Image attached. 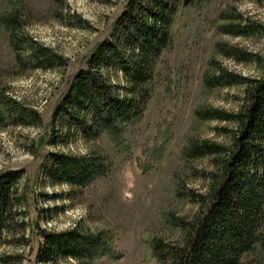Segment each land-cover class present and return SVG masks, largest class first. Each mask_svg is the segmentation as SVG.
I'll return each mask as SVG.
<instances>
[{
	"label": "rangeland",
	"instance_id": "obj_1",
	"mask_svg": "<svg viewBox=\"0 0 264 264\" xmlns=\"http://www.w3.org/2000/svg\"><path fill=\"white\" fill-rule=\"evenodd\" d=\"M129 1L0 0V108L12 109L13 100L16 107L33 109L40 117L31 125L0 120V174L22 172L11 191L12 214L1 231L0 264H41L36 258L43 240L40 230L74 228L103 232L119 254L102 255L88 264H169L153 252V240L182 244L186 232L179 223L194 220L202 211L191 195H208L218 165L214 156L190 158L183 152L192 139L229 146L231 133L224 131L234 123L201 119L196 113L236 111L245 90L244 84L208 87L204 78L220 67L246 77L263 76L264 30L240 36L222 27L264 26V0H199L187 6L179 1L168 27L169 42L153 61L144 86L142 118L117 139L105 132L94 139L65 138V118L55 116L54 110L75 75L89 68L98 45L113 37ZM9 15L17 19L12 31L22 51L42 47L62 60L52 68L21 64L11 45L12 31L4 25ZM222 44L254 57L243 61L226 56ZM99 71L107 82L126 85L120 72ZM52 153L98 157L102 168L85 186L53 180L48 173ZM72 262L58 259L54 264ZM240 262L264 264V250L257 247Z\"/></svg>",
	"mask_w": 264,
	"mask_h": 264
},
{
	"label": "trees",
	"instance_id": "obj_2",
	"mask_svg": "<svg viewBox=\"0 0 264 264\" xmlns=\"http://www.w3.org/2000/svg\"><path fill=\"white\" fill-rule=\"evenodd\" d=\"M183 6L199 0H130L117 19L113 37L102 41L89 60V68L74 77L54 115L62 114L67 132L84 139H94L103 132L117 139L129 125L142 118L146 104L144 86L151 77L153 61L169 42L168 27L175 5ZM241 15H238L240 18ZM4 25L14 30L17 19L9 15ZM264 30L262 24H229L222 31L230 35L247 36ZM15 36L17 38H15ZM12 31L11 45L16 59L31 68L55 66L62 57L46 48H34L26 53ZM226 56L248 61L254 55L237 46L222 44ZM23 52V53H22ZM255 59V58H254ZM260 61V57H257ZM120 72L126 85H114L102 78L100 68ZM208 87L244 84L240 108L236 111L207 109L197 111L201 119L234 123L229 146L210 140L192 139L183 152L185 157L214 156L219 175L213 180L208 195L192 198L201 204L197 217L179 226L186 236L182 244L171 245L153 240L156 256L169 264H241L243 254L259 247L264 250V74L251 78L219 68L204 78ZM0 108V120L31 125L40 121L37 111L16 107ZM10 108V107H9ZM51 179L85 186L99 175L102 164L98 157L51 155ZM215 163V165H216ZM21 171L0 174V236L11 212V191L21 178ZM43 238L37 251L41 264H54L58 259H71L66 264H88L96 257L108 254L118 258L104 238L103 232L91 233L70 229L58 233L40 230ZM7 261L6 258H3Z\"/></svg>",
	"mask_w": 264,
	"mask_h": 264
}]
</instances>
